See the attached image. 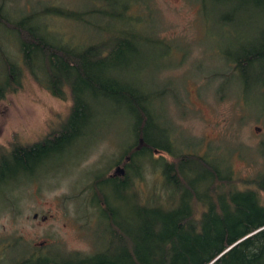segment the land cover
I'll list each match as a JSON object with an SVG mask.
<instances>
[{"label":"trees","instance_id":"obj_1","mask_svg":"<svg viewBox=\"0 0 264 264\" xmlns=\"http://www.w3.org/2000/svg\"><path fill=\"white\" fill-rule=\"evenodd\" d=\"M135 1L88 0V7L75 12L45 7L41 14L22 12L19 18L7 16L0 3V26L15 35L21 61L18 66L0 53V99L17 89L22 67L52 97L63 100L67 94L71 100L56 129L0 151V181L4 176L33 177L50 158L70 150L88 133L97 102L118 104L132 136L107 167L119 164L120 172L97 170L90 176L88 204L109 222L101 254L41 253L34 248L0 264H264V137L257 144L261 168L240 186L234 185L227 165L217 166L212 157L195 151L177 152L172 132L153 113L155 92H145L126 77L133 74L139 35L130 25L122 27L121 20L135 25L141 21V15L128 12ZM204 1L219 9L217 21L223 26L251 27L246 38L219 54L244 88L252 85L264 96V0H200L199 10ZM47 16L83 27L91 24L96 31L85 35V42H66L43 24ZM35 18L37 25L31 24ZM42 30L59 41L48 40ZM146 169H157L161 176V200L155 191L144 195L136 186ZM120 199L121 213L116 207ZM114 241L119 242L118 255L109 257Z\"/></svg>","mask_w":264,"mask_h":264},{"label":"rangeland","instance_id":"obj_2","mask_svg":"<svg viewBox=\"0 0 264 264\" xmlns=\"http://www.w3.org/2000/svg\"><path fill=\"white\" fill-rule=\"evenodd\" d=\"M0 3L11 18H19L22 12L41 14L45 7L75 12L90 4L88 0ZM198 3L200 0L134 2L128 12L141 15V21L135 25L121 20L122 27L130 25L128 29L139 35L137 58L130 66L133 74L126 77L145 92H155L153 113L172 132L177 152L195 151L212 157L217 166L227 165L234 185L240 186L262 165L257 144L264 137V96L252 85L244 88L230 74L233 71L225 69L219 52L231 42L246 38L252 29L245 23L225 27L217 21L218 8L204 1L199 10ZM35 23L38 18L31 22ZM43 24L71 43L82 42L85 35L96 31L91 24L83 27L57 16H47ZM52 33H46L47 39L59 41ZM15 41V35L0 26V53L21 66ZM3 77L0 55V82ZM16 83L17 89L0 99V151L8 150L14 141L31 143L56 129L71 105L69 95L63 100L52 97L22 67ZM96 107L97 117L88 133L70 150L50 158L33 177L4 176L0 181V262L9 263L34 248L41 253L101 254L109 222L88 204L90 176L92 171L112 173L119 167L112 163L107 170L132 136L129 120L118 104L97 102ZM159 154L169 159L164 153H155ZM160 181L157 169H146L136 186L144 195L150 189L155 191L161 200L164 192ZM260 197L264 200V193ZM116 207L121 213L122 199ZM112 246L109 257L118 255L119 242Z\"/></svg>","mask_w":264,"mask_h":264},{"label":"water","instance_id":"obj_3","mask_svg":"<svg viewBox=\"0 0 264 264\" xmlns=\"http://www.w3.org/2000/svg\"><path fill=\"white\" fill-rule=\"evenodd\" d=\"M115 170H117V171L120 170V167H117ZM32 217L35 218L36 214H33ZM102 264H112V263H102Z\"/></svg>","mask_w":264,"mask_h":264},{"label":"flooded vegetation","instance_id":"obj_4","mask_svg":"<svg viewBox=\"0 0 264 264\" xmlns=\"http://www.w3.org/2000/svg\"><path fill=\"white\" fill-rule=\"evenodd\" d=\"M117 165H119V164H115V167H116ZM115 171H117V170H114L113 172H115ZM113 172H112V174H113ZM117 172H120V170H118Z\"/></svg>","mask_w":264,"mask_h":264}]
</instances>
